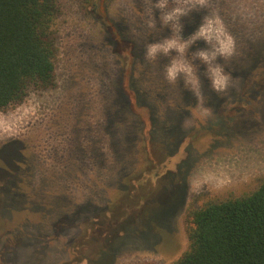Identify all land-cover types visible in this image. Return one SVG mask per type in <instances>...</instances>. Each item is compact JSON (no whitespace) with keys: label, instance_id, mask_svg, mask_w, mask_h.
<instances>
[{"label":"rangeland","instance_id":"1","mask_svg":"<svg viewBox=\"0 0 264 264\" xmlns=\"http://www.w3.org/2000/svg\"><path fill=\"white\" fill-rule=\"evenodd\" d=\"M56 2L55 85L0 111V264H173L188 248L189 209L264 181V59L249 66L250 52L264 55V0ZM176 7L184 14L165 22ZM206 15L235 41L217 59L230 76L220 92L195 58L209 47L202 39L185 52L191 77L167 78L175 51L146 55L150 44L190 40ZM134 58L165 84L157 124L135 95ZM164 121L188 135L173 154L159 148ZM125 172L133 190L119 186Z\"/></svg>","mask_w":264,"mask_h":264},{"label":"trees","instance_id":"2","mask_svg":"<svg viewBox=\"0 0 264 264\" xmlns=\"http://www.w3.org/2000/svg\"><path fill=\"white\" fill-rule=\"evenodd\" d=\"M58 13L56 0H0V111L22 102L30 89L45 90L55 85L54 26ZM140 47L132 45L135 52ZM249 58L252 66L261 62L264 55L260 50H253ZM136 60H132L131 66L140 69L136 78L138 86L135 90L133 77L130 85L139 97V106L147 109L149 118L157 124L156 117L164 115L161 108L166 87L159 77L148 76L143 61ZM255 86L252 83L251 88ZM172 107L177 117L187 113L181 105ZM154 128L160 129L167 139L163 144L159 142V148L174 146L172 154L188 136L183 135L179 124L168 121ZM143 169L147 168H141V172ZM126 173L121 176L119 186L133 190L132 179ZM186 218L188 248L173 264H264V181L244 197L191 208ZM3 226L0 220V227Z\"/></svg>","mask_w":264,"mask_h":264},{"label":"clouds","instance_id":"3","mask_svg":"<svg viewBox=\"0 0 264 264\" xmlns=\"http://www.w3.org/2000/svg\"><path fill=\"white\" fill-rule=\"evenodd\" d=\"M196 4L204 6L206 0H194ZM166 0L158 4L157 7H164ZM183 10L179 7L173 8L164 17L165 22L171 20L173 16L182 15ZM203 40L209 47L196 52L195 58L199 59L207 66V73L211 81L212 88L217 91H224L229 86L230 76L224 72L223 66L217 63L218 58L228 59L235 51V41L227 33L218 16L206 15L203 23L197 32L188 41L177 38L165 39L162 43H154L147 46V57L154 59L158 53L165 55L175 51L177 56L166 68L167 78L175 81L181 74L191 77L194 74L193 65L185 59V52L190 44L197 40Z\"/></svg>","mask_w":264,"mask_h":264}]
</instances>
